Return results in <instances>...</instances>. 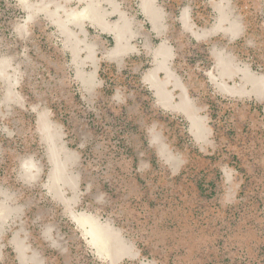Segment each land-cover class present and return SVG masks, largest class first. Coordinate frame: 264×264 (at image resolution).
<instances>
[{
	"label": "rangeland",
	"instance_id": "rangeland-1",
	"mask_svg": "<svg viewBox=\"0 0 264 264\" xmlns=\"http://www.w3.org/2000/svg\"><path fill=\"white\" fill-rule=\"evenodd\" d=\"M97 1L131 21L122 59L88 18L76 52L59 26L88 0H0V264H264V0H153L161 31L147 0ZM163 43L176 109L146 79Z\"/></svg>",
	"mask_w": 264,
	"mask_h": 264
},
{
	"label": "bare ground",
	"instance_id": "bare-ground-1",
	"mask_svg": "<svg viewBox=\"0 0 264 264\" xmlns=\"http://www.w3.org/2000/svg\"><path fill=\"white\" fill-rule=\"evenodd\" d=\"M153 0H147L145 2V8L150 12V18L152 22L154 23L156 29L158 31H161L163 29V26L160 25L159 18L161 17L160 11L155 8H153L152 5ZM42 3V2H41ZM46 5V4H44ZM118 11V8L115 7L113 12ZM54 11L51 12L52 15H54ZM110 12L103 9L99 4L97 0H88L87 5L83 10L79 12H72L69 13L67 20H60L58 19V24L61 27V29L69 36L70 40L72 41L73 48L76 51H78V46H79V41L74 39V33L71 32L68 28V23L73 22L76 24H80L84 18H88L92 23L98 25L102 30L108 31V32H113L116 36L117 40V46L113 48L112 50L108 51L107 53V58L109 59H122L123 56L128 53L132 49V45H130L128 41V36L133 32L132 30V24L129 19H127L123 14H120V19L114 23H110L107 21V15ZM227 19V16L225 14L221 18L220 24H222L225 20ZM183 20L188 22V15L186 12L183 14ZM220 26V25H219ZM172 55L171 49L166 46V44H161L160 47L156 51V61H155V66L149 70V72L146 75V79L151 83V85L154 87L156 90L157 97L160 101V103L164 104V106L171 107L172 109L179 108L178 106H171V98L172 96V89L168 88V82L171 80L173 77L175 79L174 85H181L180 80L178 78H175L172 70L169 68L168 65V59ZM89 57L92 59V61L95 62V50L92 46V53L89 55ZM223 62V60L221 59ZM225 63V62H224ZM225 65L228 66V63H225ZM161 69H164L167 73L166 79H163L159 76V71ZM229 72H231L228 69ZM225 71L226 74L229 72ZM91 76V75H90ZM250 76V77H249ZM253 76V75H252ZM248 77L252 80L255 89H262L264 88V79L254 76V78L251 77V73L249 72ZM86 80L91 81V78L89 76H85ZM94 80V73H92V82ZM232 92H235V89H230ZM236 92H241L236 91ZM182 97H183V106L189 107L191 104L187 93L182 92ZM194 112V111H193ZM193 119V120H192ZM193 121V127L198 128V133L199 136L198 138L201 140L204 137V122L199 116H193L192 117ZM52 138H54L52 136ZM51 156H52V162L55 166V170L53 173V182H52V187L54 189L59 188V180H62L64 176V168L67 163V159L63 160L60 159L59 157V152L58 150L51 145ZM73 182V181H72ZM2 211V210H1ZM91 223V233L95 236V240L97 239L101 244L105 245L104 247L111 248L114 245H116V241H114L111 238V234L107 230H102L100 229L94 222L89 221ZM117 247V246H114ZM118 251L123 250L124 253L126 252V247H120L117 249Z\"/></svg>",
	"mask_w": 264,
	"mask_h": 264
},
{
	"label": "crops",
	"instance_id": "crops-1",
	"mask_svg": "<svg viewBox=\"0 0 264 264\" xmlns=\"http://www.w3.org/2000/svg\"><path fill=\"white\" fill-rule=\"evenodd\" d=\"M168 88H170V87L168 86Z\"/></svg>",
	"mask_w": 264,
	"mask_h": 264
}]
</instances>
